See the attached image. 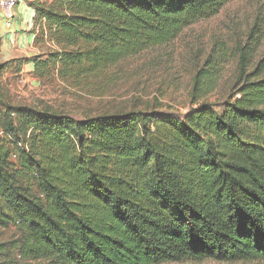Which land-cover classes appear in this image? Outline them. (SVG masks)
<instances>
[{
    "label": "trees",
    "instance_id": "obj_1",
    "mask_svg": "<svg viewBox=\"0 0 264 264\" xmlns=\"http://www.w3.org/2000/svg\"><path fill=\"white\" fill-rule=\"evenodd\" d=\"M229 1L32 0L34 27L56 46L31 59L34 71L56 68L76 85L102 78ZM260 34L255 22L243 44L208 55L183 116L76 118L0 92V228L16 227L18 264L264 260ZM232 55L237 82L217 107L202 99Z\"/></svg>",
    "mask_w": 264,
    "mask_h": 264
},
{
    "label": "rangeland",
    "instance_id": "obj_2",
    "mask_svg": "<svg viewBox=\"0 0 264 264\" xmlns=\"http://www.w3.org/2000/svg\"><path fill=\"white\" fill-rule=\"evenodd\" d=\"M23 1L30 6L32 0ZM255 22L262 37L257 60L264 43V0H231L216 15L188 26L171 42L124 59L102 78L80 85L60 78L56 68L50 67L41 75L35 73L31 59L38 55L45 58L47 51L56 46L41 36L34 20L32 28L24 31L6 32L0 26V92L9 104L49 109L76 118L128 110H157L183 116L195 106L192 102L195 74L202 68L211 71L205 64L208 55L217 49L229 51L243 44ZM21 32L24 37L19 39ZM236 60L230 56L215 87L202 100L218 107L231 97L238 77ZM18 235L13 225L0 228V244H4L0 264L22 263L18 250L12 247ZM159 264H264V260L206 259Z\"/></svg>",
    "mask_w": 264,
    "mask_h": 264
},
{
    "label": "crops",
    "instance_id": "obj_3",
    "mask_svg": "<svg viewBox=\"0 0 264 264\" xmlns=\"http://www.w3.org/2000/svg\"><path fill=\"white\" fill-rule=\"evenodd\" d=\"M33 15H34V11L30 6H27L26 3L23 0H19V4L16 8V19H15V28L12 31H24L28 28L31 29L33 26ZM0 26L1 29L5 30L6 32L9 31L7 29H5L4 25H3V19L0 13ZM1 32V31H0ZM32 35V34H29ZM20 37H24V33L21 32L19 34V39ZM29 40V37H28ZM19 42V40H18Z\"/></svg>",
    "mask_w": 264,
    "mask_h": 264
},
{
    "label": "built area",
    "instance_id": "obj_4",
    "mask_svg": "<svg viewBox=\"0 0 264 264\" xmlns=\"http://www.w3.org/2000/svg\"><path fill=\"white\" fill-rule=\"evenodd\" d=\"M19 0H0V13L3 19V25L7 30L15 28L16 8Z\"/></svg>",
    "mask_w": 264,
    "mask_h": 264
}]
</instances>
